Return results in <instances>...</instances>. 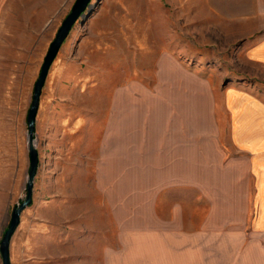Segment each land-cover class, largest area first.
Wrapping results in <instances>:
<instances>
[{
  "label": "rangeland",
  "instance_id": "1",
  "mask_svg": "<svg viewBox=\"0 0 264 264\" xmlns=\"http://www.w3.org/2000/svg\"><path fill=\"white\" fill-rule=\"evenodd\" d=\"M73 2L0 0V153L27 150L32 87ZM262 9L264 0L90 1L40 92L31 204L10 264H190L195 231H248L252 186L223 139V95L236 87L264 101V79L239 72L245 46L264 35ZM238 24L262 28L244 36ZM175 116L196 120L197 144L182 149L181 174L149 173Z\"/></svg>",
  "mask_w": 264,
  "mask_h": 264
},
{
  "label": "crops",
  "instance_id": "2",
  "mask_svg": "<svg viewBox=\"0 0 264 264\" xmlns=\"http://www.w3.org/2000/svg\"><path fill=\"white\" fill-rule=\"evenodd\" d=\"M258 13L264 14V9ZM261 28L259 25L249 30L243 24L237 25V29L244 36H250L251 32ZM243 64L245 68L239 72L247 78L264 79V35L245 46ZM223 105L228 117L223 139L230 149L243 157L246 175L251 181L252 195L248 203L251 207L249 229L195 231L190 235V264H198L199 255L201 264H264V101L241 88L231 87L223 95ZM177 116L173 118L172 124L164 121V127L168 126L165 135L163 134L164 147L160 148L157 154L158 159L164 162L160 163L156 170L152 168L149 173L181 174L182 159L187 157L182 149L187 145L197 144L196 120L193 122L191 118L181 117L179 122ZM209 140L212 144L217 142L213 134ZM10 148L8 156L6 150L0 153V230L5 225L9 206L22 190L23 170L28 161L27 150L23 152L22 148H19L17 153H14L12 145ZM166 186L174 184L166 182L164 187ZM171 213L174 221L181 220L175 210ZM18 225L8 244L9 263L12 237Z\"/></svg>",
  "mask_w": 264,
  "mask_h": 264
},
{
  "label": "water",
  "instance_id": "3",
  "mask_svg": "<svg viewBox=\"0 0 264 264\" xmlns=\"http://www.w3.org/2000/svg\"><path fill=\"white\" fill-rule=\"evenodd\" d=\"M91 0H74L68 14L62 20L53 40L50 42L39 68L38 76L32 87L31 100L25 116L26 124V145L28 154V170L24 186V199L10 212L9 220L5 231L0 238V264H10L8 259V244L10 237L16 229L19 216L22 210L31 204L32 182L37 168V153L33 144L34 123L38 110L40 92L58 50L74 23L84 15L89 14L87 10ZM85 13V14H84Z\"/></svg>",
  "mask_w": 264,
  "mask_h": 264
}]
</instances>
